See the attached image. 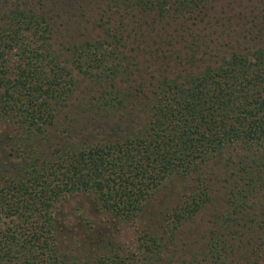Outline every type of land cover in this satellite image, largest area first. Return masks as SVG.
I'll list each match as a JSON object with an SVG mask.
<instances>
[{
    "label": "trees",
    "instance_id": "1",
    "mask_svg": "<svg viewBox=\"0 0 264 264\" xmlns=\"http://www.w3.org/2000/svg\"><path fill=\"white\" fill-rule=\"evenodd\" d=\"M70 1L96 5L101 37L55 46L49 3ZM213 1L0 0V264H65L69 195L132 220L175 176L191 184L142 236L143 259L88 264H264V43L212 62L192 42L179 63L151 46L194 35ZM252 22L246 37L261 31ZM144 54L166 61L144 76ZM214 193L222 210L202 245L176 249Z\"/></svg>",
    "mask_w": 264,
    "mask_h": 264
},
{
    "label": "rangeland",
    "instance_id": "2",
    "mask_svg": "<svg viewBox=\"0 0 264 264\" xmlns=\"http://www.w3.org/2000/svg\"><path fill=\"white\" fill-rule=\"evenodd\" d=\"M70 2L71 5L49 3L55 12L59 13L57 14L59 31L57 30L55 34V46L67 45L73 40L83 41L101 37L104 32L95 22L99 18L96 5L82 2L81 7L77 2ZM263 5L264 2L259 0H215L207 8L204 20L193 26L192 29H195L190 32H194V35L185 33L184 37L180 36L178 43L173 44L165 38L161 44L152 42L151 46H161L160 52L170 56L167 60H174L176 63L186 59L184 58L185 53L192 42L193 47L198 49L196 57H202L206 61L213 62L234 50L244 52L259 42V44L264 43ZM252 21L255 22L254 24L262 25L261 31L258 33V27H256L252 29L253 34L246 37L247 29L253 28ZM193 37L196 38L193 40ZM155 39L158 40L157 37ZM142 46L151 47L147 43H143ZM147 57L148 55L145 56V54L140 56L141 69L146 68V72L142 71L144 76H148L149 72H154L155 68L166 61L164 58L163 61L160 59L154 62L153 58H150L152 60L147 62L145 60ZM79 79L81 80L80 77ZM84 83L81 80L80 89L76 90L75 95L83 94ZM190 184L191 180H185L180 176L165 181L158 191L146 201L140 215L126 221L110 220L108 214L98 210L88 194L69 195L59 205V213L67 228L63 236L59 238L60 251L68 256L64 258L65 264H88L101 255L106 256L115 252L132 261L143 259V251L140 247L142 236L161 231L166 222V214L177 205L182 193L187 191V186ZM221 195L214 193L212 204L204 207L184 224L185 230L180 234V242L178 239L176 249L182 246L181 242L192 244L193 249L201 244L200 240L212 227V222L217 221L216 215L222 210ZM261 204H264L263 200L257 210L260 209Z\"/></svg>",
    "mask_w": 264,
    "mask_h": 264
}]
</instances>
